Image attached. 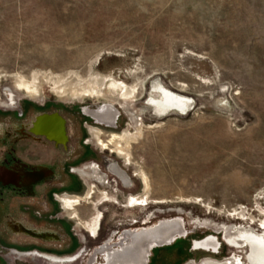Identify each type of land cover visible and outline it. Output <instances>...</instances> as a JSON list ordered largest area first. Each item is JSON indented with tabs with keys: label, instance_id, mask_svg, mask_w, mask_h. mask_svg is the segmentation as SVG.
Wrapping results in <instances>:
<instances>
[{
	"label": "rangeland",
	"instance_id": "374dc122",
	"mask_svg": "<svg viewBox=\"0 0 264 264\" xmlns=\"http://www.w3.org/2000/svg\"><path fill=\"white\" fill-rule=\"evenodd\" d=\"M157 82L189 96L188 110L159 112L149 105ZM71 83L89 89L79 97L62 94L61 86ZM11 91L15 103H0V160L8 148L6 131L47 110L60 111L74 128L78 158L69 161L52 145L29 143L43 157L30 160L51 166L55 176L36 186L35 197L0 193V264H48L35 256L18 258L12 250L63 256L79 249L85 254L73 264H88L111 232L144 226L153 215L148 225L179 217L188 235L155 248L149 264L226 260L233 253L240 264H250L248 249L232 248L225 237L232 228L260 230L264 223V0H0L5 101ZM111 99L122 112L118 128L85 114V105ZM91 126L102 129L104 140L119 133L131 145L129 163L87 144ZM80 161L96 163L106 185L96 181L92 198L77 205L78 216L71 219L61 209L63 197L86 193L88 185L67 166ZM113 162L128 173L130 186L108 172ZM140 171L150 186L148 205L131 208L129 195L145 189ZM107 192L114 200L100 204ZM99 211L102 220L91 237L89 222ZM10 215L61 238L19 235L7 222ZM209 234L220 240L216 252L195 245ZM103 263L101 255L94 262Z\"/></svg>",
	"mask_w": 264,
	"mask_h": 264
},
{
	"label": "flooded vegetation",
	"instance_id": "af4514ba",
	"mask_svg": "<svg viewBox=\"0 0 264 264\" xmlns=\"http://www.w3.org/2000/svg\"><path fill=\"white\" fill-rule=\"evenodd\" d=\"M19 84V83H18ZM18 88L21 87L18 85ZM23 89V88H22ZM31 92L30 90H27ZM31 93L37 94L36 91ZM81 100V99H80ZM0 103L3 105L14 104V94L11 91L8 93L6 101L0 93ZM114 105L117 108V100L111 99V101H106ZM103 104L98 107L84 106V112L86 115L87 112L97 124L103 126H110L117 124L119 127V118L122 115L120 108H117V111L121 113L117 119V111L107 110L102 108ZM124 108V105L120 106ZM95 116H97L95 118ZM117 119V120H116ZM93 138H89L87 144L97 143L102 149L110 150L114 153H117L120 157L125 158L129 163V158L131 156L130 147L122 137L119 136V133H113L112 138L109 140H104L102 138V129L99 126H91ZM139 129V128H138ZM4 139L2 141L7 144V151L4 153V156L0 160V193H3V189L12 190L14 193L22 196L35 197L36 196V186L42 184L43 182H48L55 176V171L51 166H48L40 162H32V158L41 157L37 156V153L29 147V143L39 144L43 146H50L60 149L62 153L69 155L67 160L73 158H78L77 150L75 149L72 141L76 136L74 128L69 125L67 118L61 114L60 111H43L39 112L34 116V118L27 123H16L13 126V129L7 130ZM23 149L22 153L25 154L26 158H22L20 152ZM29 159V160H27ZM31 159V160H30ZM72 173L81 175L85 178L87 183L86 193L83 190H78L77 193H66L63 197V207L65 212H69V215L66 216L71 219H75L78 215L77 205L81 204L82 201L91 199L94 193V183L97 181L100 184L106 185L105 177H102L100 170L96 163H91L90 165L83 166L82 161L76 164H69L67 166ZM65 169V167L63 168ZM108 172L116 177L123 185L130 186L131 178L128 173L118 166L116 163H111L107 167ZM142 180L143 191L138 194H130L128 197V205L131 208L134 207H143L148 205L147 195L149 194L150 186L146 183L145 175L142 171L138 174ZM108 183V182H107ZM76 191V190H75ZM144 192V193H143ZM105 199L100 202L103 204L107 201H113L114 198L107 192L105 193ZM4 200L1 197V201ZM98 212V216L91 220L89 224V229L87 230L91 237H95L99 224L102 220ZM154 217H147V220L144 221V226L141 227H131L126 228L123 232L113 231L111 232L105 240L96 247V249L91 253L88 264H94V262L101 255L104 263L103 264H149L151 252L161 246H166L172 244L178 238H183L188 235V230L185 222H182L179 217H171L160 220L159 222L149 224L150 219ZM7 222L10 224L13 232L21 235L31 236L33 239H43L44 241H57L61 237L53 230L48 228H38L29 221H26L21 218H16L12 215L9 216ZM161 224H168L171 229H177L178 226L180 231L176 234L168 243L153 245V247L146 249L145 241L142 238L144 231H148L156 228ZM81 228L85 229L84 225L79 224ZM181 226V227H180ZM247 227V226H245ZM248 227H253L250 225ZM254 228V227H253ZM264 231V223L262 226ZM258 232L261 231L256 229ZM230 234L226 236V241L229 242ZM209 237H204L201 240L195 242L196 247H200L206 250L216 249L220 240L214 234H209ZM85 238L86 235H83ZM217 239V240H216ZM233 248V247H232ZM238 248V247H237ZM11 254L18 257H28L35 256L39 257L48 264H73L78 262L85 254L84 249H79L74 254L67 255H56L48 252H41L40 250H34L30 252H23L19 250H12ZM233 255V256H232ZM226 260L214 259V258H204L199 263L191 260L188 264H215V262L228 261L227 264H240L241 260L236 253H233ZM214 259L215 261L211 260Z\"/></svg>",
	"mask_w": 264,
	"mask_h": 264
},
{
	"label": "bare ground",
	"instance_id": "6f19581e",
	"mask_svg": "<svg viewBox=\"0 0 264 264\" xmlns=\"http://www.w3.org/2000/svg\"><path fill=\"white\" fill-rule=\"evenodd\" d=\"M18 85L20 87H23L21 82H19ZM26 88L29 89V87ZM87 89H89V86L87 85H75L72 83L69 84V86L68 84L63 87L61 86L62 94L64 95L72 94V97L81 96L84 93V90ZM110 90L112 91L113 94H119L120 92V88L116 84H111ZM153 92L154 95L150 97L148 104L156 108L159 112H165L166 110L173 109L183 113L186 110H188V108L192 104V100L189 96L176 91H172L166 88L165 86H163L162 84H160L159 82L154 84ZM102 108L107 110L117 111V108L109 103L103 104ZM87 114L90 115L88 112ZM117 114H118L117 115V119H118L121 113L117 111ZM96 117L97 116H95V118ZM111 128H117L116 122ZM133 139H135V137ZM232 229L233 231L231 232V236L229 238V245L236 249L237 247L238 248L243 247L248 249L247 260L250 264H264V231L258 232L253 227H245V226L232 228ZM180 231L182 230H180L179 226L177 229L173 228L172 230L168 224H161L154 229L144 231V233L142 234V238L145 241V248L149 249L153 247L154 244L160 245V244L168 243ZM219 244L216 249H212V250L208 249V251L216 252L219 247ZM211 260L215 261L214 259ZM227 262L228 261H223L220 263L215 262V264H227Z\"/></svg>",
	"mask_w": 264,
	"mask_h": 264
}]
</instances>
